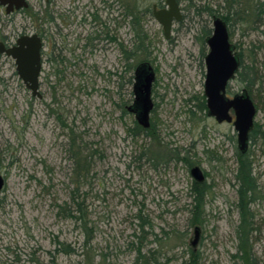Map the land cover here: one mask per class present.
I'll use <instances>...</instances> for the list:
<instances>
[{
  "label": "rangeland",
  "instance_id": "374dc122",
  "mask_svg": "<svg viewBox=\"0 0 264 264\" xmlns=\"http://www.w3.org/2000/svg\"><path fill=\"white\" fill-rule=\"evenodd\" d=\"M179 2L184 19L166 39L153 13L144 14L155 3L164 7V0H65V6L79 8L78 23L87 19L75 27L73 43L80 39L84 45L82 36L92 30L94 12L113 27L117 42L92 54L78 49L72 55L76 67L68 66L59 97L46 85L44 98L33 97L10 62L0 70V175L5 178L0 190V264H49L53 257L56 264H136L138 249L150 264H183L195 227L190 224L195 180L188 162L202 168L210 186L196 245L200 264H242L235 256L237 134L232 123L217 122L199 106L206 77L203 52L208 50L200 37L204 27L213 26L209 10L230 17L231 40L243 66L259 78L252 97L261 128L249 149L260 186L252 207L253 252L258 264H264V13L258 14L263 17L258 26L249 10L264 1ZM131 5L139 7L140 25L148 34L141 57L148 55L156 72L151 122L160 142L130 130L136 121L128 110L134 101V78L128 82L134 70H127L119 44L133 46L126 15ZM26 21L18 16L19 30ZM0 26L9 32L12 25L2 21ZM244 88L237 75L227 95ZM58 116L70 126L63 127ZM79 150L91 166L81 167ZM74 196L85 201L88 230L70 216L81 214L73 213L78 208ZM57 242L75 253L56 251L63 246Z\"/></svg>",
  "mask_w": 264,
  "mask_h": 264
},
{
  "label": "water",
  "instance_id": "95a60500",
  "mask_svg": "<svg viewBox=\"0 0 264 264\" xmlns=\"http://www.w3.org/2000/svg\"><path fill=\"white\" fill-rule=\"evenodd\" d=\"M10 4L14 0H2V4ZM17 7L27 6L25 0H17ZM167 8L157 10L154 6L153 15L162 25L164 36H171L173 22L180 21L183 17L180 4L177 0H166ZM208 53L205 56L206 77L204 83V96L208 115L217 122L232 123L237 134L238 149L245 153L249 149V138L255 126L257 107L247 91L233 97L227 95V88L239 71L241 60L236 46L231 42L226 22L218 17H213V32L206 38ZM41 40L37 35L32 37L23 36L18 39L17 44L6 49L0 44V52L5 51L16 60L17 72L31 91L34 97L41 99L40 74L41 64ZM156 72L151 62L144 61L138 64L134 71L133 94L134 101L128 107L133 113L137 123L143 128H150L151 113L154 108L152 99L153 84ZM190 174L196 182L206 181V175L199 165L190 169ZM4 177L0 175V190L4 187ZM201 227H194V238L191 246L196 249L200 239Z\"/></svg>",
  "mask_w": 264,
  "mask_h": 264
},
{
  "label": "flooded vegetation",
  "instance_id": "af4514ba",
  "mask_svg": "<svg viewBox=\"0 0 264 264\" xmlns=\"http://www.w3.org/2000/svg\"><path fill=\"white\" fill-rule=\"evenodd\" d=\"M16 1L17 0L12 1L11 4L9 1L7 4L4 5L2 4V0H0V24L3 21L4 25L8 23H11L12 25L10 27L9 32H5V29L1 28L0 26V44H3V46L6 49H8L15 46L17 44L18 39L23 36L32 37L33 35H37V37L40 38L42 44V48H41L42 69L40 74V92L42 93L43 96L42 98H44V94L41 91L42 85L43 86L46 85L52 92H55L57 94V97H59L58 95L59 93H62V81H64L65 79L68 66L76 67L75 61H72V55H74L73 57L75 58V54L77 53L76 51L78 49L82 48L83 52H86L88 50L92 54L97 50L100 51L107 50L110 44L114 43L113 27L109 24V22L102 20V18H100L97 12L91 14L93 21L91 26L92 30L89 32V34L82 36L85 39L84 45H82L80 39L75 43H73L71 39L74 33L76 32L75 27H77L78 25H83L87 21V19L84 17L83 19H81V22L78 23L76 17L79 8H77V6L75 7L65 6L64 5L65 0H36L35 3H33L32 0H25L27 6L17 7L18 4L16 3ZM70 1L74 2L75 0H70ZM164 1H165L164 7H161L156 3L153 4L152 13L154 11V6H156L157 10L167 8L168 6L166 0ZM177 1L179 2V0ZM112 5L113 4H111L110 7ZM249 10H251V12L253 11V14L252 13L251 14L255 15L256 17V19L253 21L259 22L258 26H260L263 22V17L261 18V15L258 14L264 13V2H262L261 4L258 3L255 7L252 6L251 8H249ZM181 11L183 14L182 7H181ZM241 11L242 9L240 7L238 9L239 15ZM18 16H20L21 18L27 21H30V22L26 21L27 23L23 24L21 30L18 29V25L16 23V19L18 18ZM214 16H218L226 22L231 40L232 34L229 28L230 21L227 22L224 18V16L227 15H218V14L212 15V24H213ZM183 19H184V14L180 21L175 20L173 22L172 29L175 23L182 22ZM211 29L213 32V26ZM252 30H254V28H251L250 30L245 32L248 34ZM171 35H172V31H171ZM76 38L77 36L74 39ZM235 46H236V51L239 53L242 64L241 52L238 50L236 44ZM207 53L208 50L206 54ZM8 62H10L11 65L12 64L14 65L15 68L14 73L18 76L19 80L25 85V83L20 78L17 72L16 60L12 56L7 55L5 51H1L0 70ZM241 64L239 71L241 70ZM239 71L237 72V75ZM249 144H250V138H249Z\"/></svg>",
  "mask_w": 264,
  "mask_h": 264
},
{
  "label": "trees",
  "instance_id": "16d2710c",
  "mask_svg": "<svg viewBox=\"0 0 264 264\" xmlns=\"http://www.w3.org/2000/svg\"><path fill=\"white\" fill-rule=\"evenodd\" d=\"M152 12L150 7H147L144 14ZM210 15H215L214 10H209ZM126 15L130 18V25L131 29L134 34L133 39V46L129 49H126L123 44H119L122 46L121 51L124 54V58L126 60V68L127 70H134L138 64L144 61H149L148 55L141 57V53L145 52L143 49L148 46V34L140 25L139 15L140 10L137 5H131L129 10L127 11ZM227 22L230 21L229 16H224ZM212 32L211 28H203L201 39V44L203 49L206 51V37L210 35ZM114 42H117V38L113 36ZM143 51V52H142ZM206 53L203 52V56ZM130 60H136L137 63H130ZM247 69V70H246ZM240 80L244 83L245 88L252 96V91L254 86L257 84L258 77L257 74L252 71L251 67H244L243 63L241 64V70L238 73ZM134 76L132 75L128 82L133 83ZM253 98V97H252ZM254 100V99H253ZM199 106L201 108L207 109L206 105V98L203 95L202 99L200 100ZM257 106V105H256ZM58 120H60L63 127H68L70 124H67L64 120H62L61 116H58ZM261 128L260 124L255 123V128L250 134V141L255 140V137L258 134V130ZM131 133L135 136L144 135L151 139V141L156 142L159 141L157 135L155 133V124L151 122L150 128H143L140 126L137 121H135L134 127L131 129ZM264 138V136H263ZM160 142V141H159ZM252 153L250 149H248L245 153L241 152L238 149V145L236 147V158H237V169L235 173V186L236 193H237V200H236V209L239 214V221L236 226V236L238 238V245H237V253L235 254L238 257L242 264H258V260L255 257L253 252V244H254V232L256 231V222H255V214L253 212V205L256 203L258 199L259 191V184L256 176L254 175V163L252 158ZM78 162L81 167L87 168L91 166V161L88 156H83L81 150L78 152ZM180 159V157H178ZM186 160L185 158H183ZM188 165L192 167L194 164L188 162ZM82 178H86L83 175ZM210 192V186L205 181L203 183H199L194 181L191 188V193L193 197L192 208H191V218L190 224L192 226H201L204 223V208L206 205V199ZM73 202L76 203L77 209H74L76 213L79 211L81 214H70L71 217L75 219H79L82 222V227L84 230H88V223H87V214L85 210V201L84 200H77L76 196L73 197ZM69 210V208H68ZM72 209H70V213ZM93 232V229L91 230ZM93 236L91 234L90 237L86 238L85 242L83 243V247L89 243L90 238ZM59 245H63L61 248L58 247L56 251H62L67 254L75 253V249L71 248V246L66 245L64 243L57 242ZM201 254L197 249H194L192 246L189 249V257L183 264H200ZM49 264H56V260L53 257ZM136 264H150L147 255L141 252V249H138V253L136 256Z\"/></svg>",
  "mask_w": 264,
  "mask_h": 264
}]
</instances>
